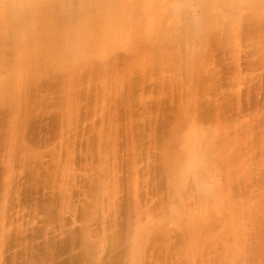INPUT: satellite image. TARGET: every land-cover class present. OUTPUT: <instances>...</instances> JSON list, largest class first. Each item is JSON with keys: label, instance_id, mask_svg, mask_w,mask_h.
I'll return each mask as SVG.
<instances>
[{"label": "bare ground", "instance_id": "1", "mask_svg": "<svg viewBox=\"0 0 264 264\" xmlns=\"http://www.w3.org/2000/svg\"><path fill=\"white\" fill-rule=\"evenodd\" d=\"M261 10H264V0H0V140L6 148L4 160L8 174L4 179L5 195L0 207V254H4V260L7 252L14 253L11 250L13 245L22 244L26 247L29 245L24 244L22 238L18 239L21 236L18 232H22V226L20 227L22 223L19 225L22 217L19 219L15 215L13 218L14 214L6 208L10 201L12 182L20 183L18 188L23 190V194H29L32 189L39 187V184L43 188L55 187L52 186V172L40 171L43 167L41 168L39 163L36 162L37 165L31 166L34 169L31 168L32 170L22 178L16 176L12 161L20 154H22L20 163H26L25 157L34 156L33 149L24 143L26 129L30 126L29 122L36 108L45 107L46 98L54 99L59 109L56 119L58 123L73 127L79 121L81 114L87 113L84 109H93L94 113L98 114L111 100L117 103L116 88L124 86L127 82L125 87L128 90L132 85L133 73H138V76L144 74L149 76L154 71V74H159V71L168 70L173 76L183 74L188 79L202 73L210 75L214 70L213 67L210 68L214 49L219 46L220 49L231 48L232 51V47L241 42L243 28L247 31L250 24L264 31V14L257 12ZM256 30L254 31L257 32ZM252 31L251 33L254 32ZM199 41L204 47L201 56L192 49V43ZM119 61L122 64L121 68H117L116 65ZM222 73L224 76V72ZM166 82L169 84V80L166 79ZM225 83L229 84L228 82L223 84ZM136 84L137 82L134 86L137 90V85L141 83ZM180 84L178 83L179 87ZM219 84L217 86L221 89ZM223 84L222 86H225ZM169 85L167 88L171 86ZM145 86L152 89L149 84ZM204 86L202 83L201 88L203 89ZM158 87L157 85L156 91ZM139 89L136 91L133 88V92L135 90L139 93ZM215 90L213 92L216 93ZM234 92L233 90L232 95L235 94ZM138 95L137 98L140 97ZM220 98L222 99V96ZM233 99L234 102L236 98ZM165 100L167 101L165 103H170V98ZM137 101L140 102L138 99ZM119 102L121 103L120 99ZM206 102L201 100L200 103L204 106ZM152 107L157 110L156 105ZM143 108L145 110L146 107ZM212 111L210 112L213 113ZM88 114L91 116L90 111ZM164 125L166 126V122ZM54 127L57 129L58 126ZM168 130H165L166 133L163 132L164 136L161 130L160 134L157 133L165 137ZM180 130L179 125L171 133L179 134ZM137 135L142 137L138 133ZM103 136L104 134L100 138ZM180 137L179 153H171L164 144L163 154L152 180L146 166L142 176L129 172L127 179L124 178L129 189L127 188L122 197H119L120 182H118L119 176L113 170L116 168L114 165L97 177L85 178L81 185L82 191L72 189L64 181L61 186L57 185L58 192L43 198L41 206L49 217L47 219L64 222L67 221L63 216L64 211L73 213L77 211L72 198L87 192L92 199L88 202L83 199L79 213L81 217L83 216L85 224L79 230L70 231L62 223L61 234L52 237L47 226L42 228L34 225L35 217H31L29 221L32 225V233L29 235L25 231L27 233L21 237L31 239L30 249L36 252L35 237H43L46 234L41 247L45 249L47 257L51 254L55 257L56 254L58 256L63 253L68 254L66 258H58L56 264H154L148 258L152 250H156L155 253L157 252L158 255L155 264H170L169 255L173 249L176 250L175 255L177 254L174 261L178 264H205L208 260L204 258L202 252L211 249V245H214L216 222H218L223 225L220 226L225 232L221 236L228 243L232 242L231 246L239 253L245 246L243 236L249 234L251 223L258 217H256L257 202L252 200V192L245 191L246 194H242L243 199L233 183L235 154L219 144L221 141L210 144V137L197 124H190L188 131ZM151 141L153 142V139ZM70 152L71 150H68L66 154ZM125 152L124 150V155ZM208 158L221 167L220 186H211L203 178V168ZM246 169L245 174L248 177L247 173L248 171L250 173V169ZM124 171L127 172L126 169ZM262 182L264 183V180L261 184ZM155 193L159 196L158 203L149 208L151 194ZM103 208L102 212H107L106 216L104 214L102 216L103 226L92 228V221ZM121 216L125 221H121ZM245 219L250 228L243 223ZM58 235L62 236L60 241ZM76 249L79 251L75 252ZM28 253L30 256L31 251ZM13 256L16 255L10 254L7 258ZM36 257L38 258V255ZM225 257L228 263H231V259L228 258L236 262L239 260L236 256ZM17 258L19 259V256ZM17 258L15 259L18 260ZM37 258L35 260H38ZM51 258L49 257V260Z\"/></svg>", "mask_w": 264, "mask_h": 264}, {"label": "rangeland", "instance_id": "2", "mask_svg": "<svg viewBox=\"0 0 264 264\" xmlns=\"http://www.w3.org/2000/svg\"><path fill=\"white\" fill-rule=\"evenodd\" d=\"M257 12L259 14H264V10ZM254 28H258V26H254L252 24L248 25V32L245 30L246 28H243V31L241 33V42L238 45L232 47V51L231 48L229 50L228 47L220 49V47L218 46L219 48L217 47V49H214V57L211 61L212 63H210V68L212 69L213 67L215 71L213 70L210 75L202 73L199 74V76L188 79L184 77L183 74H177L176 76H173V73L168 70L159 71V74L155 73L157 76H155L154 74L155 71L149 76L146 74L138 76V73H133L131 77L132 85L131 87L128 86L130 87L128 88V90L127 87H125L127 86V82L124 86L116 88V95L118 99L117 103L111 100L104 108V110H101L98 114H95L93 109H84L85 111H87V113L85 115L81 114L79 121L73 127H67L64 123L61 122L58 123L56 119L59 109L56 106L54 99L52 100L51 97H48L49 99L46 98L45 107L36 108L31 116V120L29 122L30 126L27 127L28 129H26L24 143L27 146H30L31 149H33L32 153H34V156H32V158L25 157L24 159L27 160L26 163H20L19 159H22V154H20L19 157L17 155L16 157L18 158L15 157V159H13L12 161L14 164V172L16 173V176L22 178L25 177L24 174L29 172V170H32L31 168L33 167L31 166L37 165V163H39L40 167H43V169H41L40 171H48L50 173L52 172V186L55 187L43 188V186L39 184V187L37 186L38 188L36 187L35 189H32L29 194H23V190L21 188H18V184L20 185V183L12 182L9 193L10 201L7 203L6 208L10 210V213L14 214L13 218H15V215L16 218L19 217V219L22 217L20 220L21 222L18 219L19 225L22 223L20 225V227L22 226V232H18V234L24 236V234H26L27 232V234L29 235L32 233V225H30L29 221L31 217H35L33 221L34 225H38L42 228L47 226L49 231H51L50 233L52 234V237H56L55 235L61 234L60 230L63 227L62 223H64L65 227L70 231L72 229L76 231L79 230L85 224V220L82 218L83 216L81 217L79 213L80 209L83 206V201L87 200L88 202L92 198L86 191V193L80 194V196L76 195L72 198V200L77 211L74 213L72 211H64L63 213V216L66 217L67 221H56L52 218L49 221L47 219L49 217L46 216V213L42 210L41 205L45 198L52 195L53 192H58L57 185L61 186L62 182L65 181V184H69L72 189L82 191L83 189L81 185H83V180L85 178L90 176L97 177L98 174L102 173L105 169H110V167L113 168L115 165L116 168H113V170H115L116 175L119 176V197H122L125 194V191H127V188L129 189V187L126 185L127 180L125 179H127V177L130 175V171L132 173H137L138 176L140 174L142 176V172H145V170L147 169V172L149 173V176L151 178L150 180H152L158 169V164L160 163L159 160L163 154L164 144L166 147H168V151H170L171 153H179L181 134H183L185 131H188V126L190 124H197V126H199L200 129L203 130L204 133H207L210 137V144H212L213 142L218 143L219 141H221L219 144L224 145L229 152L231 151L235 154V180L233 183L236 187V190H239V196L243 199L244 196L242 194H246L244 193L245 191L250 190L252 192L253 196H250L252 197V200L254 202H257L256 217H258L255 222L251 223L252 225L251 229L249 230V234L243 236L245 246H243V242V248H241L242 251H239V253L231 246L233 244L232 242L228 243L221 236L225 232L222 231V228L220 226L222 224L216 222L217 226H215L217 227V229L214 234V245H211V249H207L206 251L202 252L204 258H207L208 260L205 264H264V183L262 182L261 184V181L264 180V61L261 62V60L264 59V31L260 28H258L257 31ZM252 30H256L257 32H253ZM251 31L253 33H251ZM243 33L246 34L243 35ZM246 35L252 38L248 39ZM243 40H245V42ZM192 49L194 52H196V54H199L201 56L204 50L203 43L200 41L192 43ZM227 49L228 52H226ZM253 49L254 51H252ZM220 54L223 59H221ZM231 56L232 58H230ZM223 60L226 63L223 62ZM120 62L121 61H119V63H116L117 68L122 67V64H120ZM232 67H234L235 69ZM222 72H224V76ZM134 74L139 78L136 77L135 79ZM212 74L213 76H211ZM214 76H216V79L214 78ZM147 77L148 80L146 81ZM155 77L157 78L156 80ZM160 77L161 80L163 79L162 81L160 80ZM235 77L237 78L235 79ZM137 79L139 80L137 81ZM166 79L167 81L169 80V84L171 86L168 84V82H166ZM222 79H224V81ZM154 81L156 87L157 85L159 86L157 91L155 90L156 87L154 85ZM257 81L260 82L257 83ZM135 82H137V84H139V82L141 83L139 84L140 86L136 84L138 86L137 90L136 86H134ZM159 82H161V84ZM224 82H228L229 84H223ZM174 83L176 85H174ZM178 83H181L180 87L178 86ZM202 83H204L205 85L203 89L201 88ZM218 83H220L219 85L221 89L219 88V86H217ZM233 83H236V87H234L235 85ZM148 84L152 86V89L149 86L148 88L145 86ZM167 84L170 87L167 88ZM222 84L226 87L228 86V88H225V86H222ZM133 88L136 91H138V89L140 88L139 93L134 90V92L137 95L139 94L138 96L140 97L137 98V95L133 92ZM226 89H228V91H226ZM145 90L147 91L145 92ZM174 90H176L177 92H174ZM214 90L216 91V93L213 92ZM233 90L235 91V94L232 95ZM125 92L128 96L127 99L125 98ZM146 93L148 94L146 95ZM184 94H186V96ZM242 95L244 96L242 97ZM221 96L222 99L220 98ZM133 98H137L140 102L138 103L137 99L135 100ZM165 98H170V101L168 100L170 103H165L167 102V99L165 100ZM205 98L206 101L208 100L207 102L205 101ZM233 98L236 99L234 100ZM245 98L247 102L245 101ZM119 99L121 103L119 102ZM232 99L235 103L232 101ZM201 100L202 102H206L204 106L203 103L201 105ZM122 104L124 107L122 106ZM155 105L157 107H155V109L157 110H154V108L152 107ZM205 106H211L210 110ZM122 107L125 109H123ZM127 107L128 109H126ZM142 107H146L145 110L144 108L142 109ZM211 109H213V111ZM89 111L91 112V116L90 114H88ZM133 111L137 112L133 113ZM210 111H212L213 113H211ZM148 112H150V114ZM137 113H139V115H137ZM134 114L136 115V117H134ZM142 114L143 116L141 117ZM226 114L229 115L227 116ZM51 116H53V118ZM138 117H140V124L143 125H140L138 123ZM147 119H149V121ZM235 119L236 121H234ZM42 120L45 121L43 122ZM38 122L40 123L39 125ZM165 122L166 126L164 125ZM233 122H235V124H233ZM127 123L129 125H127ZM158 125L159 127H157ZM179 125L181 127L179 134L173 135L172 133ZM54 126H58L57 129ZM119 127H121V129ZM135 130L137 132H135ZM160 130L162 134L163 132L166 133L165 130H168L170 133H172L170 134L167 131L168 134H165V137H162L161 135H159L161 133ZM130 132L131 134H129ZM137 133L139 134V136L142 135L143 138L141 136L138 137ZM100 134H104V136L100 138ZM145 135L147 136L146 138L144 137ZM151 139H153V142L151 141ZM225 139L227 140L224 141ZM34 141L36 143H34ZM146 142L147 144H143ZM68 150H71V152L69 154H66ZM124 150L126 151V155H124ZM142 150L145 152H143ZM5 152L6 148L4 145H2L0 140V175H2L0 176V207L2 205V199L5 195V189L3 188L4 179L7 178L8 175L6 172V164L4 160ZM124 160H126V164L124 163ZM29 161L32 164H30ZM17 164L19 165V167ZM145 166L146 169L144 168ZM246 168L250 169V173L249 171L247 173L249 174L248 177L245 174V172H247ZM125 169L127 170V172L124 171ZM220 171L221 167L218 166L216 162L208 158L206 160V165L203 168V178L211 186H220L222 176ZM151 197L152 200L149 201L148 204L149 208H152L154 204H157L159 199V196L156 193L151 194ZM40 200L41 202H39ZM103 210L104 208L97 213V218L92 221V228H101L103 226L102 216L103 214L104 216H106L107 214L106 211H104L105 213L102 212ZM15 211H19L21 213H14ZM120 219L121 221H125V218L123 216H121ZM243 223L247 225V228H250V225H248V221L246 219L243 221ZM24 227L27 229H25ZM45 235L43 237H35L36 241H34V243H37V245L35 244L37 247H34V251L36 252H32V250L30 249L31 239H23V237L21 236L18 237V239L22 238L21 241H25L23 242L24 244H29L27 245L29 248L22 244H18V246H16L17 244L13 245L14 248L12 247L11 250L14 251V253L11 251L7 252L5 260L3 257L4 254H0V264H32L33 262L34 264H56L59 259H63L64 257L66 258V256H68V254L66 253H63L64 255H59L61 257H59L58 254H56V257L52 256V254L47 257V253L45 254V249L41 247L44 244L46 238ZM60 236L61 235L57 236L58 239L60 238L59 241L62 239V236ZM28 251H31V257L29 256ZM78 251V249L75 250V252ZM155 251L156 250H152L148 255L149 261L151 263L154 262V264L158 258L157 252L155 253ZM175 252L176 250L173 249V251H171V254H168L170 256V264H178L176 261H174L177 257V254L175 255ZM10 254H14L16 256L18 255L19 259L17 258L18 256H13L8 259L7 257L10 256ZM36 255H38V258L36 257ZM228 255L229 257H239V260L236 262L234 261V259L228 258L231 259V263H228L225 257H228ZM34 257L38 260H35ZM49 257L52 258L49 260ZM15 258H17L18 260H16ZM31 258H33L31 260L33 261L32 263L30 261Z\"/></svg>", "mask_w": 264, "mask_h": 264}]
</instances>
